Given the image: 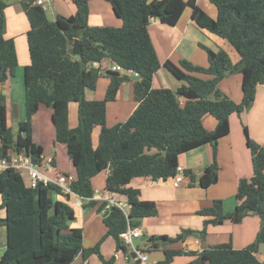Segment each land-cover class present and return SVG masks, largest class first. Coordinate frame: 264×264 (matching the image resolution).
I'll list each match as a JSON object with an SVG mask.
<instances>
[{
  "label": "trees",
  "instance_id": "16d2710c",
  "mask_svg": "<svg viewBox=\"0 0 264 264\" xmlns=\"http://www.w3.org/2000/svg\"><path fill=\"white\" fill-rule=\"evenodd\" d=\"M88 1L72 0L74 15H56L53 20L34 0L21 2L28 23L25 38L29 62L23 68L26 118L18 122L14 136L6 124L4 98L0 95V154L24 151L41 164L43 149L31 141L30 117L39 106H48L52 109L54 142L65 145L75 169L70 187L87 201L82 206L97 205L92 199L91 179L108 169L104 189L125 197L129 211L125 216L116 206L104 210L105 203H99L96 211L102 215L105 234L93 246L83 248L82 229L70 226L74 211L55 185L39 183L31 188L18 172L4 170L0 172V209L4 210L0 226L5 227L6 245L0 264H71L78 254L82 256L81 264H87L91 254L101 264H113L114 256L105 259L101 254V241L111 237L116 249L126 254L127 245L121 234L127 228H136L142 218L157 214L154 202L140 200L139 191L128 186L131 179H171L178 166V155L209 140L212 161L198 177V184L201 188L214 184L219 169L216 142L228 133L229 116H240L248 110L256 87L264 83V0H210L217 10L215 19L200 10L195 0H107L122 21L120 27L89 25ZM6 6V0H0V83L14 76L18 65L14 41L4 35ZM186 6L192 9L193 21L225 39L238 53L239 60L232 63L224 50L206 48V67L187 60H180L177 65L165 61L164 67L183 84L176 90L153 88L152 77L161 64L147 26L151 19L174 25ZM75 39L81 47L80 57L71 54ZM105 60L119 65L121 71L107 69L109 83L103 99L87 100L85 91L94 90L102 74L99 66L92 67L91 63ZM127 71L137 75L133 84L137 105L125 121L107 127L106 103L115 99L119 86L128 79ZM232 73L241 74L239 102L218 87L219 81ZM71 102L77 103L78 123L74 128L68 126ZM205 115L216 120L212 131L202 124ZM95 127L100 131L97 146L93 147L91 134ZM242 129L251 154L252 175L238 181L234 209L224 213L222 201L214 200L210 207L197 212L204 218L201 230L182 229L171 238L150 235L145 241L150 245L148 249L155 250L162 240L175 243L194 232L204 240L208 225H220L226 220L238 223L250 214L260 219L255 240L240 249L233 248L230 242L201 251L164 249L158 264H170L181 255L194 257L186 264H264L256 255L258 246L264 244V147L249 137L243 124ZM151 149L155 151L150 152ZM163 151L165 155L161 154ZM184 174L194 179L190 170H184ZM55 193L57 199L52 198Z\"/></svg>",
  "mask_w": 264,
  "mask_h": 264
},
{
  "label": "crops",
  "instance_id": "0c3cea01",
  "mask_svg": "<svg viewBox=\"0 0 264 264\" xmlns=\"http://www.w3.org/2000/svg\"><path fill=\"white\" fill-rule=\"evenodd\" d=\"M26 0H6L7 6L4 9L5 30L4 35L12 38L14 41L17 58L18 48L23 52L24 61L19 62L21 67L28 64V52L25 34L28 30L27 19L21 8V2ZM186 1V0H185ZM196 6L202 10L208 17L215 19L217 16L216 7L210 0H195ZM88 24L91 26H109L120 27L122 21L115 16L111 5L107 0H89L88 1ZM75 5L72 0H51L48 3V10L45 11L47 17L53 20L56 15L68 17L74 15ZM192 9L186 6L183 13L174 25H168L153 19L147 26V31L161 64L160 68L153 74V88H170L176 90L183 82L176 79L165 67L164 62L170 61L178 64L180 60H187L194 65L206 67L208 64L206 48L217 51L225 50L234 63L239 60L238 53L223 38L199 27L191 18ZM49 15V16H48ZM17 65V67H18ZM102 74L98 77L94 90H86L85 98L87 100H101L104 97L109 78L106 76V70L109 66L107 60L99 65ZM20 67V66H19ZM128 79L119 86L115 99L106 103L105 124L112 127L117 123L123 122L135 109L137 102L133 96V84L137 80L135 73H126ZM202 78L210 76L196 74ZM16 74L8 77L4 82L0 83V95L4 98L6 110V124L10 127L12 134L15 136L18 130V122L23 121L22 112L17 114L16 130H12L10 125V108L15 105L13 101L15 97L17 103L23 100V77L22 82L17 85L15 82ZM22 85V86H21ZM241 74L232 73L223 77L218 84L219 89L229 96L234 102H239L242 97L241 93ZM17 90V93H16ZM179 101H183L179 98ZM18 106V105H17ZM52 109L48 106H39L38 110L33 113L31 120V141L35 145H40L42 151V163L48 158L52 159L53 169L48 172L50 177H55L60 173H75L74 166L67 155L66 147L63 144L55 146L54 130L51 124ZM68 126L74 128L78 123L77 103L71 102L68 106ZM25 114V110H24ZM38 117V119H37ZM25 118V115H24ZM247 128L249 137L264 147V83L256 87L255 98L251 107L243 112L240 116L231 114L228 120V133L219 137L216 142V162L218 165L217 181L209 185L207 188H201L198 184V177L203 173L204 169L212 161V145L206 140L198 145L181 152L178 155V166L183 170H190L194 175L191 180L184 174V178L178 187H173L169 178L152 180L150 177H135L131 179L128 186L139 191L140 200H148L155 203L157 214L150 217H144L139 221L136 227L141 231V235L167 236L175 237L182 229H191L199 231L203 227L204 218L197 214L199 210L208 208L214 200H221L224 213H229L234 209L236 204L235 193L238 181L243 178H250L252 175L251 154L245 144L242 124ZM51 124V126H50ZM202 124L206 130L212 131L216 125V120L211 115H205ZM100 128L95 127L91 134L93 147L97 146L98 134ZM51 132V145L46 149L44 147L45 135L49 137ZM62 147L64 149L61 150ZM155 150L151 149L150 152ZM226 172L224 180H221L219 173ZM109 174V170H105L91 179L93 190H98L99 194L105 192V179ZM222 181V182H221ZM116 196L127 202L122 195ZM53 199H57L56 194H52ZM97 205L101 201L93 199ZM1 202V197H0ZM83 205L87 202L83 200ZM82 206L79 211L81 218L80 225H73L74 220L70 221V226L82 229L84 241V228L87 224L85 221L92 213H100L96 211V206ZM4 216V210L0 209V217ZM75 216V214H74ZM102 218V216H101ZM96 222V218L92 219ZM260 228V219L257 215L250 214L245 216L240 222L232 223L229 220L224 221L220 225H208L204 240L187 235L183 240L169 243H162L155 250H150L149 243L139 238L140 243L137 248L145 251L147 260L145 264H158L163 259L164 249H183L189 251H201L203 248L215 246L222 243L230 242L232 247L240 249L251 244L256 237ZM106 228L99 226L98 234L93 238V243L98 236L105 234ZM196 233V232H194ZM147 237V238H148ZM109 244L106 248L100 246V252L105 258L114 256L113 264H139L133 257H130L131 251L123 253L116 249L115 242L111 237H106ZM6 245V231L4 226H0V257L4 252ZM91 247V245H90ZM150 250V251H149ZM257 258L259 261L264 260V244L258 246ZM95 256V254H91ZM194 257L189 255L177 256L170 264H186ZM88 259V258H87ZM86 259V261H87ZM94 261V263H93ZM97 258L92 260L93 264H100ZM82 256L78 254L71 264H81Z\"/></svg>",
  "mask_w": 264,
  "mask_h": 264
},
{
  "label": "built area",
  "instance_id": "2783aa9c",
  "mask_svg": "<svg viewBox=\"0 0 264 264\" xmlns=\"http://www.w3.org/2000/svg\"><path fill=\"white\" fill-rule=\"evenodd\" d=\"M51 0H34V3L40 6L44 11L48 10V3ZM153 19H151L152 21ZM97 62L91 63L92 67H98ZM108 70L111 71H121V67L115 63L109 64ZM128 73H133L127 71ZM136 75V74H135ZM13 169L18 172L21 176L24 174L28 179L27 186L34 188L37 184L42 183L43 185L53 184L57 187L59 194L66 196L70 204L74 206L81 207L83 205V198L77 195L72 191L70 185L75 180V176L72 173H60L55 177H50L48 172L53 169L52 159L48 158L45 162L39 164L31 158V156L24 152H14L11 151L8 154H0V172ZM184 178V170L181 166L176 167L175 175L170 179L171 185L173 187H178ZM56 194V193H55ZM92 199H97L105 203L104 210L108 209L111 206H116L120 209L123 214L126 216L130 206L127 202L119 199L116 194H111L107 191L103 194H99L98 190L94 191ZM103 210V211H104ZM141 231L138 228H127L122 234L121 237L126 245L131 248V252L134 254L133 259H135L139 264H145L147 260V254L135 247L132 243V238H140Z\"/></svg>",
  "mask_w": 264,
  "mask_h": 264
},
{
  "label": "rangeland",
  "instance_id": "374dc122",
  "mask_svg": "<svg viewBox=\"0 0 264 264\" xmlns=\"http://www.w3.org/2000/svg\"><path fill=\"white\" fill-rule=\"evenodd\" d=\"M49 16V15H48ZM19 50H18V59H19V62L20 63H22V61H24V58H23V52L21 51V49L20 48H18ZM225 51V50H224ZM226 52V51H225ZM227 53V52H226ZM228 54V53H227ZM229 57H230V55H229ZM230 59H231V61H232V63H234V58L232 59V57H230ZM20 66V67H19ZM15 74H16V78H15V83L17 84V85H19V82H22V77H23V66L21 67V65H18V67H16V69H15ZM14 74V75H15ZM22 86V85H21ZM16 93H17V90H16ZM22 95H23V100L21 101V103H17V99H16V97H15V100L13 101L14 103H16L15 105H13V106H11V108H10V125L12 126V130L15 132V130H16V119H17V114L19 113V109H20V112H22V115H23V119L25 120V118H24V88L22 89ZM228 96V95H227ZM229 97V96H228ZM212 98V97H211ZM231 99V98H230ZM18 105V106H17ZM247 111V110H246ZM33 116V115H32ZM32 116L30 117V123H31V120H32ZM37 119H38V117H37ZM52 124V123H51ZM51 124H50V126H51ZM243 124V123H242ZM241 124V125H242ZM52 127V126H51ZM50 140H51V132H50V134H49V137H47V135H45V140H44V147H46V149L47 148H49L50 147V145H51V142H50ZM55 143V146L56 145H59V144H57L56 142H54ZM57 147V146H56ZM61 148V150H63L64 151V149L62 148V147H60ZM226 172H221V173H219V177L221 178V180H224V176H226V174H225ZM22 177H23V180H24V182H25V184H28V179L26 178V175H22ZM222 182V181H221ZM70 206H71V208L73 209V211H74V214H75V216H74V221L75 222H73L74 224L73 225H80L81 224V218L79 217V211H80V209H81V207H79V206H74V205H72V204H70ZM90 217L89 218H87L86 219V221H85V224H87L86 225V227L84 228V233H85V238H84V241H82V246H83V248H89L90 247V245L91 246H93L94 244H96L98 241H100V239H101V237L102 236H98V238H97V240L94 242V244H91V243H93L92 241H93V238L95 237V235H97L99 232H98V230H99V226L101 227V226H103V222H102V218H101V216L100 215H98V214H95V213H92V215H89ZM93 218H96V222H93L92 221V219ZM72 220V221H73ZM71 221V222H72ZM109 242H111V241H107L106 240V237L101 241V243H100V246L102 245L103 246V248H106V246H107V244H109ZM132 243H133V245L136 247V246H138V244L140 243V241H139V238H136V237H133L132 238ZM129 251H131V248L127 245V253L129 252ZM104 257V256H103ZM94 258H97V262L98 263H100L101 264V261L98 259V257L95 255V256H89L88 257V259H87V261H86V263L87 264H93L94 263V261H93V263H92V260H94ZM105 258V257H104ZM110 258V257H109ZM105 259H108V258H105Z\"/></svg>",
  "mask_w": 264,
  "mask_h": 264
},
{
  "label": "water",
  "instance_id": "95a60500",
  "mask_svg": "<svg viewBox=\"0 0 264 264\" xmlns=\"http://www.w3.org/2000/svg\"><path fill=\"white\" fill-rule=\"evenodd\" d=\"M71 54L72 55H75V56H79V57L81 56V47H80V44H79L78 39H75L74 42H73V44H72V46H71ZM161 154L162 155H165V152L163 151ZM107 213H108V211H106L103 216H105ZM191 235L194 236V237H198V234L197 233H192ZM147 237L148 236L144 234V235H142L140 237V239L141 240H144V239H147ZM162 242L163 243H166L167 240H162Z\"/></svg>",
  "mask_w": 264,
  "mask_h": 264
}]
</instances>
